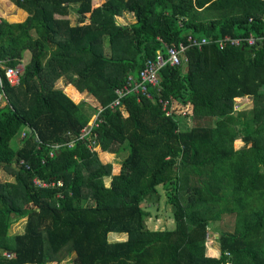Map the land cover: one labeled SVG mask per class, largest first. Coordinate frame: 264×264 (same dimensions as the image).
I'll use <instances>...</instances> for the list:
<instances>
[{
    "label": "trees",
    "instance_id": "16d2710c",
    "mask_svg": "<svg viewBox=\"0 0 264 264\" xmlns=\"http://www.w3.org/2000/svg\"><path fill=\"white\" fill-rule=\"evenodd\" d=\"M12 1L26 16L0 17V59H28L18 85L3 79L0 164L12 179L0 180V264H264V0ZM72 4L75 24L53 17ZM125 13L135 19L114 22ZM249 33L250 45L186 48L147 84L150 96L109 105L146 58L186 35ZM63 76L96 102L56 88ZM241 96L249 108L234 106ZM180 112L189 126L178 127ZM91 113L96 137L80 139ZM99 150L124 154L116 174ZM160 191L172 230L145 225ZM225 214L233 228L213 231L218 253L202 254Z\"/></svg>",
    "mask_w": 264,
    "mask_h": 264
},
{
    "label": "rangeland",
    "instance_id": "374dc122",
    "mask_svg": "<svg viewBox=\"0 0 264 264\" xmlns=\"http://www.w3.org/2000/svg\"><path fill=\"white\" fill-rule=\"evenodd\" d=\"M100 0H92L93 3L98 2ZM75 5L72 4L71 6L65 5V9L63 10H56L53 12V17L55 19L60 20H66L68 25H73L76 23L77 13L74 9ZM26 16V12L22 9L18 8L17 5L13 3L12 0H0V17L5 18L8 21H20ZM135 19L134 15L132 13H125L124 15L115 16L114 22L118 24H124L125 22ZM28 59L27 53H23L20 58V63L23 65L26 60ZM67 81L66 78L59 77L55 82L56 88H63L70 96L73 97L74 101H83L85 99H88L90 102H96L93 95H88L85 91H79L72 85H66ZM78 90V91H77ZM235 100V107L238 109L241 107L249 108L251 105V100L247 96H241L234 98ZM179 111V110H178ZM188 112V111H187ZM179 113V112H178ZM90 114V118H91ZM179 124V128H183V126L186 124V127L191 124L190 122V116L187 114H184L183 112H180L177 120ZM19 137V133L14 136L13 140H17ZM243 143L239 140L235 141L233 146L235 149L241 147ZM124 154H112V153H103L98 151V158L103 163L109 162L111 163V174H116L118 171V160L120 158H123ZM11 180L12 175L6 171V169L3 167V165L0 164V180ZM108 177H104L103 183L105 185L108 184ZM161 196L159 199V202L157 204L152 205L154 202H146L143 206V208L148 211V216L145 217V225L147 228L155 230V229H167L172 230L174 225L172 221L171 212L169 210L168 205H165V195L163 191H160ZM22 221V219H21ZM21 221L20 224H15L14 229L20 230L21 229ZM234 226V217L232 214H225L222 218L218 219V221H215L213 226L208 227L209 235L205 242L203 243V250L202 254L214 256L217 255V243L213 237V235L216 233H213V231H216V229L223 227L222 229L231 230ZM126 238V235L124 233H108L107 239L112 240H119ZM72 256V254L70 255ZM70 258V257H69ZM50 264H68L67 259L62 260L58 263L52 262Z\"/></svg>",
    "mask_w": 264,
    "mask_h": 264
},
{
    "label": "built area",
    "instance_id": "2783aa9c",
    "mask_svg": "<svg viewBox=\"0 0 264 264\" xmlns=\"http://www.w3.org/2000/svg\"><path fill=\"white\" fill-rule=\"evenodd\" d=\"M254 36L249 33L246 36L238 35H229L222 34L214 38L206 37H194L192 35H186L184 40L174 46H166L164 48L163 54L157 52L155 56L148 57L145 59L144 64L138 72V76L134 77L132 75L128 76L126 82L123 85H120L114 89L115 97L109 102V105H115L119 103L120 98L125 95L127 92H133L139 98V94H144L150 96V93L147 88V84H157L158 83V72L165 64H177L179 62V55H182L186 48L195 47L200 49L202 46L208 44L210 41L214 42L219 49H224L226 46H240L242 44L250 45L254 42ZM210 42V43H212ZM0 106L5 102L6 97L3 90V79H5L9 85H18L19 76L22 72V65L19 62L14 63L13 65H7L4 59H0ZM164 108L167 106L165 102ZM172 106V105H171ZM171 108V107H170ZM170 110H166L167 113H170ZM97 113H94L93 116L89 119L87 124L82 127L81 133L78 138L83 139L87 137L86 140L90 137L95 138V132L93 131V126L97 125ZM22 136L25 135V132L22 131ZM72 140L67 141L66 143H53V149H58L62 145H72ZM52 155V152H50ZM36 183L46 185V183L39 182L36 180ZM57 184H60L57 182ZM6 257H10L9 253L4 252Z\"/></svg>",
    "mask_w": 264,
    "mask_h": 264
},
{
    "label": "water",
    "instance_id": "95a60500",
    "mask_svg": "<svg viewBox=\"0 0 264 264\" xmlns=\"http://www.w3.org/2000/svg\"><path fill=\"white\" fill-rule=\"evenodd\" d=\"M27 129H28V131H31L32 132L31 126H27Z\"/></svg>",
    "mask_w": 264,
    "mask_h": 264
},
{
    "label": "crops",
    "instance_id": "0c3cea01",
    "mask_svg": "<svg viewBox=\"0 0 264 264\" xmlns=\"http://www.w3.org/2000/svg\"><path fill=\"white\" fill-rule=\"evenodd\" d=\"M77 91H78V90H77ZM84 100H85V99H84ZM93 114H94V113H91L92 116H93ZM92 116H91V117H92ZM89 119H90V118H89ZM99 151H100V150H99ZM100 152H103V153H104V151H100ZM105 153H108V152H105ZM103 163H104V162H103Z\"/></svg>",
    "mask_w": 264,
    "mask_h": 264
},
{
    "label": "clouds",
    "instance_id": "9594fccd",
    "mask_svg": "<svg viewBox=\"0 0 264 264\" xmlns=\"http://www.w3.org/2000/svg\"><path fill=\"white\" fill-rule=\"evenodd\" d=\"M171 46V45H170Z\"/></svg>",
    "mask_w": 264,
    "mask_h": 264
}]
</instances>
